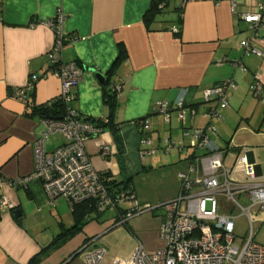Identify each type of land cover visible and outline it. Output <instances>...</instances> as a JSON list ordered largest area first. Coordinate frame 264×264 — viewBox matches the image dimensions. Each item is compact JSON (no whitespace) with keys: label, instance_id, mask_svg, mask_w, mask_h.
<instances>
[{"label":"crops","instance_id":"crops-1","mask_svg":"<svg viewBox=\"0 0 264 264\" xmlns=\"http://www.w3.org/2000/svg\"><path fill=\"white\" fill-rule=\"evenodd\" d=\"M154 1L0 0V198L9 199L21 212L13 218L11 210H0V264H28L42 247L74 224L68 202L56 198L50 204L39 179L29 180L26 186L14 183L34 171V140L46 129L43 118L29 114L26 104H49L59 97L60 79L51 72L54 67L47 55L55 41L54 29L47 22L58 14L62 15L61 31L74 37L63 44L59 59L82 68L68 104L82 118L111 120L120 139L117 143L108 128L86 139L85 152L97 172L108 174L120 185L127 182L140 204L157 205L174 199L179 192L178 174L188 170L187 158L192 152L186 146L164 152L163 140L182 139L183 127L206 126L208 118L202 113L212 106L220 116L211 122L216 131L218 124L224 130V136L218 132L211 136L215 144L232 153L249 147L259 175H264V105L248 89L254 72L261 75L264 84V57L244 53L241 43L251 35V29L238 16L250 9L253 1L167 0L147 27L144 16ZM172 26L180 28L179 35L171 33ZM258 35L264 37V28ZM121 49L123 55L118 58ZM235 60L246 70L236 69L232 64ZM96 72L108 76V82L101 84ZM32 75L37 80L28 101L9 94V89L24 86ZM229 78L237 87L228 92L227 104L215 99L202 101L203 89ZM112 83L122 85L113 109L105 97ZM182 88L188 89L185 106L196 110L193 118L187 115L183 127L175 111L166 122L154 110L158 101L174 102ZM144 119L151 123L150 133L141 131ZM146 136L156 152L141 158L139 150L148 145L140 144V139ZM65 142L62 134L54 133L45 140L44 149L49 154ZM102 145L109 147V155L100 153ZM108 210L110 218L92 215L38 264H84L79 250L88 242L106 249L100 264L128 258L137 242L146 250L157 248L144 241L139 217L149 213L158 237L162 209L131 218L127 221L129 230L124 225L113 226L116 213Z\"/></svg>","mask_w":264,"mask_h":264},{"label":"built area","instance_id":"built-area-1","mask_svg":"<svg viewBox=\"0 0 264 264\" xmlns=\"http://www.w3.org/2000/svg\"><path fill=\"white\" fill-rule=\"evenodd\" d=\"M252 1L251 8L238 15L251 29V35L241 45L244 53L262 58L264 37L259 36L258 31L264 28V0ZM61 21L62 15L58 14L54 21L47 22L55 33L53 47L47 55L54 66L51 72L60 79L59 98L65 104V112L59 118L43 119L46 129L34 140V171L16 179L14 183L26 186L29 180L39 179L50 204L56 198L63 197L70 207L90 201L98 214L112 209L116 213L113 226L124 225L139 214L162 209L164 215L158 226L161 246L146 250L137 242L128 258L114 259L111 264H264V245L253 241L254 221H264V175L257 173L258 165L250 159L249 147L243 146L237 153H232L227 148L221 149L212 140L211 136H216L217 131L211 121L220 116L215 107L211 106L202 113L208 118L206 126L191 129L183 127L187 115L193 118L196 114L193 106H185L187 88L180 89L178 97L171 104L158 101L154 108L164 116L166 122L170 120V112L175 111L183 127L182 139L176 141L165 138L161 149L164 152L184 146L193 149L187 158L190 163L188 170L178 174L179 192L174 199L157 205L140 204L131 189L111 187L108 184L110 177L94 169L84 143L89 137L101 133L103 128L80 117L68 104L73 98L71 89L81 79L82 68L76 62L62 63L59 59L63 44L74 39L61 31ZM170 31L175 35L179 29L172 26ZM221 62L218 60V63ZM232 64L239 71L246 70L240 60ZM36 80V76H30L24 86L14 88L13 96H24ZM121 87L119 83H112L110 89L117 95ZM236 87L232 78L222 80L203 89L201 99L206 103L215 99L227 104L228 92ZM248 89L264 105V84L258 72L252 73ZM103 122L106 120L103 119ZM140 128L142 132L150 133L151 123L144 119L140 122ZM54 133L62 134L66 142L48 154L44 142ZM140 144L148 145L139 150L141 158L155 154L156 149L149 136L142 137ZM197 149L202 150L200 155H195ZM100 153L109 155V147L102 145ZM229 158L230 164H226ZM218 196L231 202L228 213L220 212ZM242 199L246 200L245 204L241 202ZM121 203H125V209L120 208ZM14 208L12 201L0 198V210L10 211ZM234 209L239 212H234ZM241 215L248 220V235L240 246H236L233 244L234 219ZM79 253L84 264H100L106 249L90 246L88 242Z\"/></svg>","mask_w":264,"mask_h":264},{"label":"trees","instance_id":"trees-1","mask_svg":"<svg viewBox=\"0 0 264 264\" xmlns=\"http://www.w3.org/2000/svg\"><path fill=\"white\" fill-rule=\"evenodd\" d=\"M162 5V6H160ZM167 5V0H157L154 1L151 9L145 14L144 16V23L147 27L150 26L151 22H153L154 17L161 13L162 9ZM180 9L179 12V21H181L182 17V10ZM179 31L175 35H179ZM123 55V50L121 49L118 54V58H121ZM54 67V66H52ZM109 78L106 77L105 82H108ZM34 85V83H33ZM32 88L25 91L24 96L16 98L22 99L24 102L28 101V98L31 94ZM14 89H9V94L13 96ZM105 97L106 102L109 104L110 108L113 109L116 106V99H115V93L111 91V89L105 91ZM27 110L29 111V114L34 115L37 114L43 119H52V118H59L64 115L65 112V104L62 102V100L58 97L51 101L49 104H43V105H34V104H26ZM89 119L92 122H95L96 125L101 126L102 128H108L111 133L113 134V137L117 141V143L120 141L119 135L117 133L116 124L113 123L111 120H107L106 122H103L101 119ZM102 174V173H101ZM108 177H110L108 174H103ZM108 184L111 187L116 188H129L127 186V182L124 185H120L119 183L115 182V180L111 179L108 181ZM130 189V188H129ZM72 215L74 218V224L73 226L69 228H64L59 234H57L53 240L45 247H42L39 252H37L31 259L29 260L28 264H38V262L41 260L42 257L46 256L52 249L61 246L67 239H69L73 234L78 232L82 225L89 220V218L92 215H99L94 205L90 201L81 202L78 204H73L71 206ZM125 227L129 230V227L127 226V222L124 224Z\"/></svg>","mask_w":264,"mask_h":264},{"label":"rangeland","instance_id":"rangeland-1","mask_svg":"<svg viewBox=\"0 0 264 264\" xmlns=\"http://www.w3.org/2000/svg\"><path fill=\"white\" fill-rule=\"evenodd\" d=\"M235 110V109H234ZM262 111V110H261ZM226 116V113L224 115V117ZM198 117L200 118L201 116L198 115ZM204 118L201 117V120H203ZM237 119H238V115H237ZM205 121V119L203 120ZM179 124V123H178ZM178 124H177V128H178ZM252 126V125H251ZM217 129H218V133L220 136H224L222 135V132H224V130L220 127V125L218 124L217 126ZM180 132V130H179ZM181 133V132H180ZM238 133V132H237ZM236 133V134H237ZM255 134V133H254ZM180 136V135H179ZM244 136V134L242 135ZM225 138V137H224ZM227 138V137H226ZM187 151L189 153H191L193 151L192 148H187ZM185 152V151H184ZM187 153V152H186ZM188 153V154H189ZM202 153V150L200 149H197L195 151V155H200ZM182 163V162H181ZM183 166V165H182ZM261 166H262V169H264V163H261ZM181 167V166H180ZM58 198H62L64 199L63 197H58ZM66 201V200H65ZM217 201H218V204L220 205V212L222 213H228L229 210L231 209V202L227 201L224 197L222 196H218L217 197ZM241 202L243 204L246 203V200L245 199H242ZM120 208L121 209H125L126 208V205L125 203H121L120 205ZM155 210H161V209H155ZM234 212L238 213L239 210L237 209H234ZM103 214V215H102ZM101 216L103 217V219H108L111 217L112 215V212L111 210H105L104 213H102ZM148 215L149 213H146V214H143L141 215L139 218L141 220V225H142V230H144V235H145V238H144V241H146V244L147 245H153L152 247L154 248L155 246H157V248L159 247V240H158V237L157 235L155 234V231L152 229V220H149L148 219ZM254 225V230H255V234L253 236V241L257 244H260V245H264V221H254L253 223ZM233 234L235 236V239L233 241V244L236 245V246H240L241 243L243 242V240L247 237L248 235V220L245 216H237L235 219H234V231H233ZM161 243V242H160ZM149 247V246H148ZM80 255V254H79ZM78 255V256H79ZM77 256V257H78Z\"/></svg>","mask_w":264,"mask_h":264},{"label":"water","instance_id":"water-1","mask_svg":"<svg viewBox=\"0 0 264 264\" xmlns=\"http://www.w3.org/2000/svg\"><path fill=\"white\" fill-rule=\"evenodd\" d=\"M95 76L101 84L105 83L106 77L103 74L96 72ZM250 159H251V157H250ZM257 173L258 174L260 173L259 167H257ZM11 214H12L13 218H18L21 214L20 209L19 208L12 209Z\"/></svg>","mask_w":264,"mask_h":264}]
</instances>
